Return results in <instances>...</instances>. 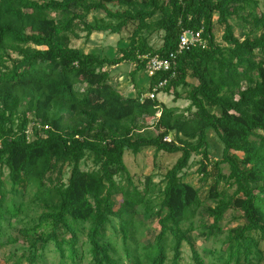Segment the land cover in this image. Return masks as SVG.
<instances>
[{
	"label": "trees",
	"instance_id": "obj_1",
	"mask_svg": "<svg viewBox=\"0 0 264 264\" xmlns=\"http://www.w3.org/2000/svg\"><path fill=\"white\" fill-rule=\"evenodd\" d=\"M259 7V0H0V168L8 171L11 192L30 188L31 202L42 204V212L18 231L25 251L15 264L41 262L49 246L58 253V264H78L86 255L90 264H117L109 254L106 228L115 219L123 240L131 235L133 217L149 189L137 188L123 157L126 151L137 155L144 149L177 159L165 174L159 210L148 216L157 221L154 242L141 247L140 254L126 250L133 264H165L167 251L173 254L170 264H179L181 246L190 243L200 206L198 190L182 179L192 156L201 158L203 181L211 176L208 167L213 172L209 197L214 206L206 209L212 219L207 235L221 231L219 224L230 209L244 220L223 239L221 264H249L251 256L260 258L264 12H258ZM92 14L97 16L88 22ZM238 17L250 26L243 39L234 35L230 23ZM215 25L223 30L225 46L215 41ZM128 26L132 31L127 44L114 55L69 46L68 35L78 39L81 32L87 40L93 33L120 34ZM186 31H200L204 47L178 53L172 69L148 78L147 88L165 82L157 94L177 100V89L192 79L185 110L141 99V91L124 97L111 84L108 68L132 64V79L145 71L151 57L175 54ZM157 34L161 46L154 48L150 37ZM62 111L72 116L66 120ZM156 114L153 134L145 132V124L137 126L138 119ZM209 130L223 146L215 162L208 152ZM86 159L93 166L89 171L81 169ZM221 165L228 167V175L222 174ZM221 183L234 188L232 194L219 191ZM4 186L0 180V226L4 221L10 225L25 211L22 203L7 198ZM150 212L145 209V214ZM191 249L195 264H204Z\"/></svg>",
	"mask_w": 264,
	"mask_h": 264
},
{
	"label": "rangeland",
	"instance_id": "obj_2",
	"mask_svg": "<svg viewBox=\"0 0 264 264\" xmlns=\"http://www.w3.org/2000/svg\"><path fill=\"white\" fill-rule=\"evenodd\" d=\"M260 7L258 12H264V0H259ZM111 10H116L115 7L109 5ZM92 14L88 16L87 21L92 22ZM97 16V15H96ZM234 35L239 39L245 38L250 32V26L242 19L232 18L230 21ZM132 26H128L120 34L111 35L109 33H93L87 40L84 37V33L79 32V38L68 35L69 46L77 48L84 53L94 52L101 56H111L117 53V50L127 44V38L130 36ZM223 34L222 28L215 25L214 36L217 44L225 46L221 41ZM257 35V34H256ZM150 44L154 48L161 46L160 35H153L150 37ZM11 58L15 56L10 54ZM134 66L129 63H122L117 67L108 68L110 70L111 84L116 88L122 96H137L138 91L141 94L148 93V77L144 72L135 75L132 79L129 76ZM194 84L192 79H188V85L180 87L177 92L181 95V98L174 100L172 95L164 92H159L154 100L158 103L165 105L168 108H177L179 111L185 110L189 102L184 98L189 92L191 86ZM245 87V84H243ZM212 113H219L218 109H211ZM64 118L69 119L72 114L70 112H61ZM159 114H156L155 118H143L137 120V126L145 124L148 129L145 132L153 134L152 125L155 122ZM30 120H33L32 115L29 116ZM32 124L29 125L31 127ZM143 131V129H140ZM143 132V133H145ZM28 134H31L29 130ZM30 137V136H29ZM173 138V134H169V139ZM208 152L212 162L221 159L223 146L218 140L215 133L211 130L207 133ZM177 159L176 155H168L165 153L154 152L152 149H144L139 154L134 155L129 151L124 153L123 161L128 169L130 175L137 188L142 191L145 187L149 189L148 194L145 197V202L140 206L135 216L133 217V229L130 237L127 240H123L122 235L118 232V222L115 219L111 220V225L106 228V240L111 244L110 256L113 260L117 261V264H133L131 257H128L126 250L131 254H140V248L152 244L155 236L158 234V226L155 217L149 218L151 213H155L160 208L162 200V192L164 188V177L167 171L173 166ZM201 158L199 156H192L189 161V166L182 173L183 182L191 185L199 192L200 206L192 222L195 224V229L189 235V241L184 242L181 246V257L179 264H195L192 257L191 245L194 247L200 259L204 264H221L219 255L224 250L222 245L223 239L226 237L229 229L244 224V220L241 214L236 210H228L219 224L221 231L215 236L207 235V227L212 224V219L207 215L206 209L213 207L214 203L209 197V191L213 185L214 178L212 168L208 167V171L211 176L203 181L202 175L199 173V164ZM93 168L90 159H86L81 163V169L83 171H89ZM222 174L228 175L229 170L226 165H221ZM8 171L5 168H0V180L5 183L4 189L7 193V198L12 199L14 204L22 203L25 206V211L19 214L15 219H12L10 225L7 222H2L0 226V264H15L25 251V242L21 239L18 231L24 227V224L30 220L35 219L38 214L42 212V204L37 202H31L34 190L30 188H18L15 193L10 191V187L7 184ZM68 177V171L65 170V176L63 178L66 182ZM227 190L228 194H232L234 188H228L224 183L219 185L218 190ZM115 201H119V197L115 198ZM145 209H150L149 214H145ZM21 222H23L21 224ZM202 224L204 226H202ZM183 225V228H186ZM28 226H32L30 223ZM185 226V227H184ZM8 237L12 239H18L16 243H9ZM83 239V237H81ZM106 242V241H105ZM260 258L251 256L249 258V264H264V241H259ZM173 254L171 251L166 252V263L170 264ZM60 257L54 250L53 246H49L43 254L41 262L36 264H58ZM21 264H25L22 261ZM66 264H71L67 262ZM78 264H90L88 255L84 257ZM233 264V263H231ZM241 264H246L241 262Z\"/></svg>",
	"mask_w": 264,
	"mask_h": 264
},
{
	"label": "built area",
	"instance_id": "obj_3",
	"mask_svg": "<svg viewBox=\"0 0 264 264\" xmlns=\"http://www.w3.org/2000/svg\"><path fill=\"white\" fill-rule=\"evenodd\" d=\"M191 47H204V42L201 38V33L199 32H191L186 31L181 34L179 37V43H178V50L175 54H170L167 58H159L157 56L151 57L148 60V63L145 68V75L150 78L152 77L156 72H169L172 69V66L174 64V60L176 58V55L180 53L183 50H187ZM165 84V82H162L161 84L154 86L151 91L146 93L145 95H141V99L149 98L153 100L158 92V89L162 87Z\"/></svg>",
	"mask_w": 264,
	"mask_h": 264
},
{
	"label": "crops",
	"instance_id": "obj_4",
	"mask_svg": "<svg viewBox=\"0 0 264 264\" xmlns=\"http://www.w3.org/2000/svg\"><path fill=\"white\" fill-rule=\"evenodd\" d=\"M146 94V93H145ZM145 94H141V95H145ZM126 97H131V96H126Z\"/></svg>",
	"mask_w": 264,
	"mask_h": 264
}]
</instances>
